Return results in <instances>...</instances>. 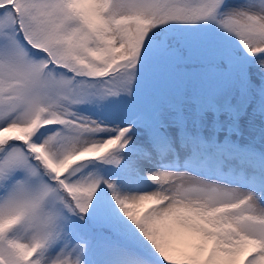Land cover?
<instances>
[{
  "label": "snow or ice",
  "instance_id": "1",
  "mask_svg": "<svg viewBox=\"0 0 264 264\" xmlns=\"http://www.w3.org/2000/svg\"><path fill=\"white\" fill-rule=\"evenodd\" d=\"M0 264H264V0H0Z\"/></svg>",
  "mask_w": 264,
  "mask_h": 264
}]
</instances>
